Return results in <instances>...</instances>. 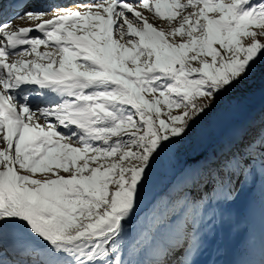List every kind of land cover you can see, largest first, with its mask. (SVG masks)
Returning a JSON list of instances; mask_svg holds the SVG:
<instances>
[{
  "label": "snow or ice",
  "instance_id": "obj_1",
  "mask_svg": "<svg viewBox=\"0 0 264 264\" xmlns=\"http://www.w3.org/2000/svg\"><path fill=\"white\" fill-rule=\"evenodd\" d=\"M11 3L0 0V264H250L256 239L238 222L264 175V114L212 170L188 142L264 66V0H95L5 20ZM162 161L199 219L175 243L129 241Z\"/></svg>",
  "mask_w": 264,
  "mask_h": 264
},
{
  "label": "rangeland",
  "instance_id": "obj_2",
  "mask_svg": "<svg viewBox=\"0 0 264 264\" xmlns=\"http://www.w3.org/2000/svg\"><path fill=\"white\" fill-rule=\"evenodd\" d=\"M20 1H23L25 8L21 12H6V17L14 19L15 16L25 11L35 10H47L51 13V10L57 7L74 8L76 3L95 2V0H12V3L6 4V6L12 10L15 4ZM45 18L50 19L51 14ZM156 23L162 22L156 21ZM16 24L28 26L27 21H16ZM43 50L42 46L41 51ZM263 107L264 66H258L243 88L237 89L233 94L225 97L220 105L194 127L189 137V150L194 149L198 153L206 155V157H202L210 170L209 167L214 161L220 159V156L226 157L236 147L240 137L244 134V128L254 120V117L260 113ZM176 184L177 180L173 167L167 161H162L153 173L151 183L145 192L140 216L130 226V234L127 238L129 241L144 232L151 234L154 245L175 243L185 237L186 226L198 221L199 211L181 202L182 194L178 191ZM262 190H264V175L258 172L251 201L254 211L249 212L248 201L243 202L238 222V230H250L255 236L256 244L258 243L255 235L256 227L259 226L262 230L264 227V195H262ZM172 217L175 218L174 221L170 219ZM263 236H260L261 240ZM225 239L231 242L234 248L237 246L238 242L232 240L231 236L225 237ZM242 255L238 251L229 259L241 258ZM6 258L11 259L12 257ZM18 258L27 259L30 257L22 252Z\"/></svg>",
  "mask_w": 264,
  "mask_h": 264
},
{
  "label": "bare ground",
  "instance_id": "obj_3",
  "mask_svg": "<svg viewBox=\"0 0 264 264\" xmlns=\"http://www.w3.org/2000/svg\"><path fill=\"white\" fill-rule=\"evenodd\" d=\"M63 1H66V0H63ZM48 3V2H47ZM6 6V5H5ZM18 6V5H17ZM41 6V5H40ZM37 8H42V7H38L36 6ZM19 9V8H17ZM18 11V10H17ZM7 15V14H6ZM5 15V20L8 19V17H6ZM20 23V22H19ZM22 24V23H20ZM20 24H17L19 27H26L27 25L26 24H23L20 26ZM261 217V216H260ZM262 218V217H261ZM261 226V225H260ZM263 227V226H261ZM255 235L257 236V241L258 243L256 244V249L254 251V253L250 256H247L245 257L249 262L250 264H264V249H262L261 247V242L264 241V236L262 237V240L260 239L261 235H264V227H263V230L258 227H256V232H255ZM240 257V256H238ZM238 259V258H237Z\"/></svg>",
  "mask_w": 264,
  "mask_h": 264
},
{
  "label": "trees",
  "instance_id": "obj_4",
  "mask_svg": "<svg viewBox=\"0 0 264 264\" xmlns=\"http://www.w3.org/2000/svg\"><path fill=\"white\" fill-rule=\"evenodd\" d=\"M262 114H264V107L261 109L260 113H258L255 117H254V120H252L249 125L247 127L244 128V134L252 127V126H255V127H259L260 126V123H261V116ZM201 156H205L204 154H200ZM223 158H225V156H220V159H217V161L213 162L212 165L209 167L210 170H212ZM217 163V164H216ZM176 200V199H175ZM179 200V199H178ZM181 200V199H180ZM176 204V203H175Z\"/></svg>",
  "mask_w": 264,
  "mask_h": 264
}]
</instances>
